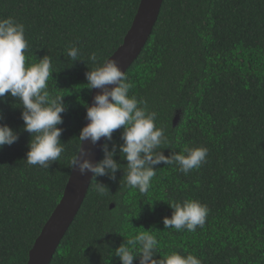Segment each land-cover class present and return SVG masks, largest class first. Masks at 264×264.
Masks as SVG:
<instances>
[{
  "label": "trees",
  "instance_id": "16d2710c",
  "mask_svg": "<svg viewBox=\"0 0 264 264\" xmlns=\"http://www.w3.org/2000/svg\"><path fill=\"white\" fill-rule=\"evenodd\" d=\"M141 0H0V18L25 25L28 61L49 55V90L64 95L66 151L48 169L28 165L30 134L21 107L6 96L4 119L19 139L0 149V264H27L44 225L63 198L70 159L86 124L87 57L110 58L123 44ZM76 44L81 59L67 49ZM86 62V63H85ZM130 94L147 101L174 146L204 145L206 161L187 175L161 163L146 194L116 180H93L81 210L50 264H121L115 248L152 227L162 253L192 252L202 264H264V0H164L141 54L126 72ZM122 129L112 134L122 143ZM103 157V153L101 159ZM126 160L119 153L114 157ZM197 199L210 209L195 232L165 229L166 201ZM125 236V237H124ZM159 255V254H158ZM133 264H139L138 257Z\"/></svg>",
  "mask_w": 264,
  "mask_h": 264
},
{
  "label": "clouds",
  "instance_id": "9594fccd",
  "mask_svg": "<svg viewBox=\"0 0 264 264\" xmlns=\"http://www.w3.org/2000/svg\"><path fill=\"white\" fill-rule=\"evenodd\" d=\"M25 25L14 17L0 18V101L6 96L15 99L14 107H21L23 129L30 134L26 162L28 165L48 169L59 161L66 151L61 141L64 131L62 113L66 111L64 95L49 90V78L55 72L51 57L44 55L37 62L28 61L29 48L25 36ZM80 48L74 43L67 49V56L76 62L81 59ZM86 63L87 88L100 89L92 104H85V124L78 135L70 167L80 175L91 173L95 191L103 196L109 192L106 184L97 177L107 176L116 180L118 170H123L126 186L146 194L157 174L155 166L164 163L175 165L177 170L188 174L206 161L208 149L204 145L183 146L179 151L165 155L162 149L174 147L166 135V129L156 123L157 113L150 111L147 101L130 94L133 84L126 71L112 58L100 57L93 51ZM4 119L0 110V121ZM122 129V143L105 142L101 145L103 157L93 161L85 142L96 145L101 138L112 141L114 131ZM19 139L18 133L7 123H0V149L12 145ZM119 153L126 164L114 157ZM172 209L171 216L163 217L165 229L195 232L203 227L210 209L197 199L166 201ZM125 237L115 248V255L121 264H133L138 257L139 264H202L192 252L171 251L162 253L157 235L152 227ZM159 254V255H158Z\"/></svg>",
  "mask_w": 264,
  "mask_h": 264
},
{
  "label": "water",
  "instance_id": "95a60500",
  "mask_svg": "<svg viewBox=\"0 0 264 264\" xmlns=\"http://www.w3.org/2000/svg\"><path fill=\"white\" fill-rule=\"evenodd\" d=\"M163 2L164 0H141L123 44L110 57L115 59L126 72L146 46L158 20ZM99 91L100 89H93L89 104L94 102L93 98ZM105 142V139L101 138L96 145L90 142L84 143L93 161L101 159L103 153L101 145ZM90 177L91 173L82 176L78 171L72 170L63 198L36 239L27 264H50L52 262L58 247L83 206L93 182Z\"/></svg>",
  "mask_w": 264,
  "mask_h": 264
}]
</instances>
